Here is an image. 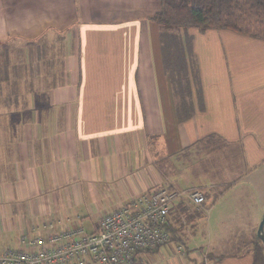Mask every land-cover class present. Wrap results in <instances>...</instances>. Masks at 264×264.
I'll return each mask as SVG.
<instances>
[{
  "label": "crops",
  "instance_id": "1",
  "mask_svg": "<svg viewBox=\"0 0 264 264\" xmlns=\"http://www.w3.org/2000/svg\"><path fill=\"white\" fill-rule=\"evenodd\" d=\"M161 5L0 0V246L17 245L48 209L65 224L83 202L109 212L172 187L204 192L206 229L205 212L176 199L170 241L138 251L139 264H254L263 244L264 38L175 30L188 64L173 71L166 29L153 19ZM225 224L243 232L225 238Z\"/></svg>",
  "mask_w": 264,
  "mask_h": 264
},
{
  "label": "built area",
  "instance_id": "2",
  "mask_svg": "<svg viewBox=\"0 0 264 264\" xmlns=\"http://www.w3.org/2000/svg\"><path fill=\"white\" fill-rule=\"evenodd\" d=\"M178 198L208 211L204 192L161 187L107 212L93 231L82 225L61 227L54 219L36 221L21 232L17 245L0 248V264H139L138 251L170 241L166 224Z\"/></svg>",
  "mask_w": 264,
  "mask_h": 264
},
{
  "label": "trees",
  "instance_id": "3",
  "mask_svg": "<svg viewBox=\"0 0 264 264\" xmlns=\"http://www.w3.org/2000/svg\"><path fill=\"white\" fill-rule=\"evenodd\" d=\"M161 4L153 19L166 29L162 33L164 58L173 71H186L183 64H188L184 38L175 30L220 27L264 38V0H161ZM254 264H264L263 244L256 249Z\"/></svg>",
  "mask_w": 264,
  "mask_h": 264
},
{
  "label": "rangeland",
  "instance_id": "4",
  "mask_svg": "<svg viewBox=\"0 0 264 264\" xmlns=\"http://www.w3.org/2000/svg\"><path fill=\"white\" fill-rule=\"evenodd\" d=\"M192 61H193L192 64H198L195 59H193ZM181 64H182V62H181ZM80 185H81V183H80ZM86 190L88 191V187H86L84 191L86 192ZM69 197L73 198V196H69ZM108 210L109 209L106 206H102V204H100V203L96 204V203H93L90 201V203L87 204V203L83 202L82 205H80V206L75 205V209H71V212L68 215V216H71L70 221L65 222V224L61 223L59 221L60 223L58 225L61 227H73V226L82 225L88 231H93L95 229L96 223L100 224L101 218L108 212ZM47 211H48V215H47L48 219L47 220H49V219L56 220L57 219L54 214H56V215H57V213L59 214V209L58 210L57 209H53V210L48 209ZM204 214H206V215H204ZM204 214H203V222H204V227H205L206 224L208 223L210 216H209L208 211L205 212ZM232 226L233 225L230 224L229 227H232ZM223 227L224 228L219 229V232L223 233L225 238L231 237L233 235L236 237L243 232V230L238 229L241 227V225H239V224L235 225L234 228H229V229H228V226L226 224ZM205 229H206V227H205ZM185 236L190 237V234L186 231ZM197 236L201 237V236H203V234H198ZM244 236H245V234H244ZM12 243L13 242L9 241L8 243L4 244L3 246L1 245L0 248L4 247V246H12L13 245ZM14 245H16V244H14Z\"/></svg>",
  "mask_w": 264,
  "mask_h": 264
},
{
  "label": "water",
  "instance_id": "5",
  "mask_svg": "<svg viewBox=\"0 0 264 264\" xmlns=\"http://www.w3.org/2000/svg\"><path fill=\"white\" fill-rule=\"evenodd\" d=\"M257 235H258V240L261 241L264 245V215L259 224Z\"/></svg>",
  "mask_w": 264,
  "mask_h": 264
}]
</instances>
